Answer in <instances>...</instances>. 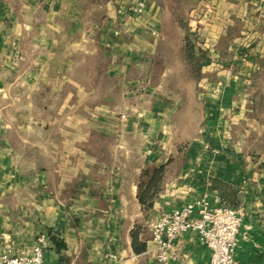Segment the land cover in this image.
Returning a JSON list of instances; mask_svg holds the SVG:
<instances>
[{
    "label": "crops",
    "instance_id": "crops-1",
    "mask_svg": "<svg viewBox=\"0 0 264 264\" xmlns=\"http://www.w3.org/2000/svg\"><path fill=\"white\" fill-rule=\"evenodd\" d=\"M86 1L0 0V254L30 252L37 236L46 234L44 259L48 264H154L159 247L152 239L151 223L162 212L205 198L211 205L242 210L244 224L251 228H241L237 259L240 264H264V148L250 139L256 134L264 138V123L254 115L256 98L242 95L246 85L251 92L264 93V0L193 1L189 25L196 43L207 50L195 94L200 100L205 91L212 92L200 102L202 118L189 138L183 163L171 166L173 172L152 208L146 209L138 199V177L147 164H165L168 154L151 136L140 147L122 142L120 148L97 155L96 148L88 145L91 132L112 138L99 128L113 122L106 108V114L92 120L75 113L65 115L74 106L72 92L57 111L54 132L63 141L49 142L53 145L50 151L60 155L56 167L24 173L15 165L17 153L10 133L22 130L29 139L39 127L37 121L41 127L46 124L44 118L9 113L7 100L17 79L23 78L28 92L40 87L38 81H55L59 89L64 88L65 66H74L67 53L87 39L103 48L111 76L126 77L135 66L153 67L151 55L165 39V10L158 1L147 0L144 13L135 20L120 9L136 0H107L100 6L104 19L89 23L92 29H86ZM235 25L239 34L225 54L221 39ZM113 26H121L120 38L110 37ZM222 56L232 60L228 70H220L213 62ZM31 58L38 60L39 67L24 69L23 62ZM236 58L245 60L239 69L233 65ZM166 75L165 70L159 83ZM244 75L248 83L242 81ZM138 81L128 79L126 83ZM71 82L80 99L84 88ZM182 101V96L172 95L170 100L155 102L151 121L172 123L173 113L165 114L170 107L178 111ZM27 105L32 108L31 99H25ZM121 128L128 137L142 134L145 126L139 118L129 117ZM83 176L87 185L75 197L66 196V187ZM52 234L62 240L64 248H56ZM171 248L176 257L169 264H210L211 251L196 231L180 234Z\"/></svg>",
    "mask_w": 264,
    "mask_h": 264
},
{
    "label": "rangeland",
    "instance_id": "rangeland-1",
    "mask_svg": "<svg viewBox=\"0 0 264 264\" xmlns=\"http://www.w3.org/2000/svg\"><path fill=\"white\" fill-rule=\"evenodd\" d=\"M100 15L101 11H91L89 19H97V17ZM116 27L117 26H113L112 29L109 30L110 37L114 39L120 38L122 35V33L120 35L114 34L113 30ZM167 32L168 33H165V39L163 43H161L156 52L151 55V63H153V68H159V66L163 64L167 65L166 72L168 75L165 76V81L163 83H159V79L155 78V74H153L151 81L147 80L146 76L148 70L150 69L148 66L145 68L141 66H135L133 69V76L127 77L125 79V90L120 92L119 96H116L115 93L104 94L98 91L92 92L87 87L84 77L81 76V79L72 77V75H70L72 67L68 68L69 66L66 65L64 70L66 80L65 89L63 91L60 90L55 81H50L48 84L53 86V92L56 93L57 90L60 91V96L62 97L60 103L62 100H64L69 92L75 94L74 106L68 108L64 112L65 115L75 113L89 119L90 117L96 115L106 114L105 110L107 109V113L110 115L109 119L112 120L113 125L104 126L103 124H100L102 128L99 129L101 132L112 137L111 142L113 148H120L122 142L127 143L133 148L140 147L142 142L147 144L148 137L153 136L155 138V145L162 148L164 152L168 154L166 157L170 158L172 155L177 154L178 152L180 153L178 156L179 158L174 165L178 167L183 163L184 151L188 146L190 136L196 133L200 125L202 118V103L200 102L204 101L208 98V96H210L209 93L212 92V89H210V91L204 92L205 94L203 99H197L195 94L197 90L195 81L189 75L186 67L181 63L179 58L182 51L181 39L183 36V31L181 28L167 21ZM189 37L195 44H200L196 43L197 37L192 32L189 33ZM92 47L93 42L90 39H87L85 42L80 44L79 47L68 52L67 55L69 57L71 56V61L75 62L73 54H76L77 52L78 54L90 52V50H93ZM173 54L176 56L175 58L171 57ZM213 62L218 65L220 70H228L232 64V60L224 56L213 59ZM244 62L245 60L236 58L233 65L239 69L242 67ZM22 66L24 69L37 68L39 67V63L35 58H31L28 62H23ZM230 75L232 74L230 73ZM247 77V75L242 76V81L248 83L249 78ZM144 78H146V81L143 80ZM128 79L130 81L134 79L139 81L135 84L128 85L126 83ZM71 81L79 83L80 86L84 88V90L79 93L80 99L77 96V88ZM22 82L23 78L17 79V84L13 85L12 89L10 90L7 100L9 103L8 111L11 115L12 111H16L15 115L19 117L31 115L33 116V119L37 120V118L41 117H39L40 109H38L34 102V91L36 90L31 92L26 91ZM41 82L42 81H38L39 86ZM166 85L170 87V90L165 89ZM247 86L248 85L245 86L242 95L247 98L250 96L256 98L258 110L254 115L259 118L262 124L264 123V103H262L261 98L257 96L254 91L251 92L250 89L248 90ZM159 89H161L164 93H170L183 97L182 105L178 111L172 110V107H170V111H167L165 114L166 116L168 112L173 113L171 116L172 123L163 122L161 120L157 122L155 120L151 121L155 119L154 113H150L153 104L159 100L166 99L159 95ZM52 94L54 95V98H56V95L54 93ZM145 95H150L152 98H144ZM26 98L32 100V108H30L28 105L24 106ZM166 103L170 105L169 102ZM165 116L162 118H165ZM129 117H137L139 120H141V126H145L142 134L128 137L122 134L121 126L123 122L127 121ZM90 120L92 119L90 118ZM118 121H122V123L119 124ZM37 122L38 123L36 124L39 127L36 132L38 133L34 134L29 139L26 138L22 130L13 131L10 133L14 149L17 153L13 156L15 165L20 166L22 170H26L24 173L28 172L27 169H38L37 166H39L38 162L40 161L49 167L51 171L53 170V167H56L60 159V155H58L56 152L54 153L53 151H50L53 148V145L50 144V146H48L47 143H49L50 140L63 141L64 137L60 134L58 135V133H56L57 131L48 137L45 133L41 132L40 128L42 124L40 121ZM156 130L161 131L163 135ZM98 135L99 134L95 131L91 132L90 137H92L93 140L91 143L88 142V145H90L91 148L93 147L95 149L97 146H99ZM250 139L254 145H257V147L264 148V138L261 137V135H250ZM83 145L84 144L82 142L79 144L80 147ZM116 156L118 158L120 157L118 155ZM99 157L102 158V155H99ZM134 161L137 162L136 160Z\"/></svg>",
    "mask_w": 264,
    "mask_h": 264
},
{
    "label": "trees",
    "instance_id": "trees-1",
    "mask_svg": "<svg viewBox=\"0 0 264 264\" xmlns=\"http://www.w3.org/2000/svg\"><path fill=\"white\" fill-rule=\"evenodd\" d=\"M106 1L107 0L86 1V5L84 8L86 28L92 29L93 26L89 25V23L93 24L94 22H100L104 19L105 15L100 6L103 5V3H105ZM156 1H158L165 10V33H168L167 21L182 29V51L179 58L181 60V63L186 67L189 75L195 82H197L202 75V61L207 55V50L201 44H195L189 37V33L191 32L189 18L194 0ZM91 11H101V15L97 17V19L90 20L89 18ZM239 30V26L235 25L231 27L227 35L221 39L220 45L223 53H227V46L229 45L230 41L239 34ZM92 49L93 50H90V52L84 54H78V52L76 54H73L75 62L70 71V75L78 79H81L80 77L83 76L87 87L92 92L98 91L104 94L115 93L116 96H119L120 92L125 90V79L127 77L133 76L134 68L132 69V72L126 77L111 76L107 68L108 59L104 55L103 48L99 44L93 43ZM171 57L175 58L176 56H174L173 54ZM166 66V64L159 66V68H153L150 66V69L148 70L146 76L147 80L151 81L153 74H155L156 79L160 80L162 74L166 70ZM52 87L53 86L50 84H40V87L36 91H34V102L38 109H40L39 117L46 120L45 126L41 127L40 130L48 137L54 134V128L58 123L59 117L57 110L62 98L60 96V91L57 90L55 93L53 92ZM64 89L65 86L60 90L63 91ZM165 89L170 90V87L166 85ZM52 93L56 95V98H54V95ZM158 93L161 97H164L168 100H170V97L174 95L170 93H164L161 89L158 90ZM255 93L261 98L262 103H264L263 92L261 90H257ZM144 98H152V96L150 97V95H145ZM257 110L258 109L256 108V111ZM37 129L38 127L34 128V134L38 133L36 132ZM92 140V137H90L89 142L91 143ZM111 140L112 138H106L104 136L98 135L99 146H97L96 148V154L98 155L99 152L111 148ZM47 145L50 146L49 143H47ZM179 154L180 153L178 152L177 154L172 155L169 160L163 165L147 164L141 169L140 175L138 177V199L146 209H150L153 207L155 199L164 189V184L168 175L173 172L171 166L177 162ZM38 164V168H47V166L41 161L38 162ZM84 185H87V182L86 177L83 176L82 178L75 180L73 183L69 184L68 187H66V189L64 190V193L66 196L75 197L81 192V188ZM92 192L95 193V190L92 189ZM51 238L56 244V248L58 250H61L65 247V244L62 242V240H60L55 234H52Z\"/></svg>",
    "mask_w": 264,
    "mask_h": 264
},
{
    "label": "built area",
    "instance_id": "built-area-1",
    "mask_svg": "<svg viewBox=\"0 0 264 264\" xmlns=\"http://www.w3.org/2000/svg\"><path fill=\"white\" fill-rule=\"evenodd\" d=\"M146 3L147 0H136L121 8L120 12H127L130 18L136 20L144 13ZM113 32L120 35L121 26ZM153 34L156 35V32ZM243 226L246 230L251 228V225L244 224V214L239 208L225 204L211 205L205 198L189 200L170 212L160 213L151 223L152 239L159 247L154 264H169L176 257L171 248L173 241L188 230L196 231L209 247L210 264H240L236 251ZM47 246V235L40 234L30 252L14 256L1 253L0 264H48L44 259Z\"/></svg>",
    "mask_w": 264,
    "mask_h": 264
}]
</instances>
